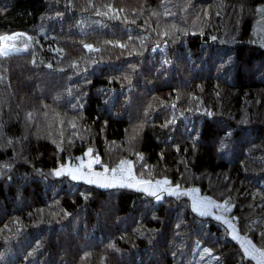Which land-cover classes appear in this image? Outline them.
<instances>
[{"label":"trees","instance_id":"obj_1","mask_svg":"<svg viewBox=\"0 0 264 264\" xmlns=\"http://www.w3.org/2000/svg\"><path fill=\"white\" fill-rule=\"evenodd\" d=\"M262 4L0 0V36H27L0 56V264H191L197 245L255 264L185 196L52 172L88 149L108 169L130 161L228 203L264 252Z\"/></svg>","mask_w":264,"mask_h":264},{"label":"rangeland","instance_id":"obj_2","mask_svg":"<svg viewBox=\"0 0 264 264\" xmlns=\"http://www.w3.org/2000/svg\"><path fill=\"white\" fill-rule=\"evenodd\" d=\"M15 34H21V33H15ZM12 35V34H11ZM8 35V36H11ZM252 37H253V42L255 44H258L260 46H264V4H262L261 6L258 7L257 11H256V16L252 25ZM21 39H27L26 35H17L15 37H13L10 40H7L4 42V50L8 51V55L13 54V53H17L18 51H20V49L18 48L16 41L17 40H21ZM9 45L11 47H9ZM0 56H5V55H0ZM7 56V55H6ZM89 150V149H88ZM86 151L88 154L82 155L80 157H78L77 159L68 162L65 166L66 168L63 166L64 169H61V174L60 175H56L55 174V170L52 172V176L55 178H61V177H69L72 181L74 182H82V183H86V184H90V185H94L100 188H104V189H109V188H114V187H125V188H131V189H135V190H139V191H143L149 195H152L154 197L159 196L160 199L165 196V195H170V196H185L190 200L191 206L193 205V200H201L204 201L207 206L205 208L202 209V211H204L206 214H201L199 211H194L197 214L201 215V216H210V215H214L216 213V215L220 214L222 216L226 217V222L222 223L229 231V236L236 241L242 248L244 254L246 255L247 258L251 259L255 264H262V260L260 257V253L263 252L261 250H259L248 238H246L243 235H240L237 231L236 228L232 227L233 225V219L228 215L229 212V207L230 205L228 203H224V204H219L217 202H215L214 200H212L211 198L208 197H204L201 196L198 189H180V188H176V186H173L169 183L166 185H163V187L165 189H168L166 191H157L155 195L152 194V190L146 192L144 191L145 187H148V185H144V184H137V181L143 180V179H139L137 177H135L134 172H133V165L132 162L130 161H126L125 163V173L123 175V179L127 180L129 183L132 184H136V186L134 187H128L127 185H120L117 183H114L111 181V179H109L108 181H105L102 177H96V176H91L88 178L91 179H99L100 183H89L88 182V178L85 179H73L72 175L70 174V172L68 171L69 169H74V168H79L80 172L84 173L85 176L87 177V174L89 172L91 173H101L103 174V176H106L108 178H111L113 176L112 173V169H108L107 172H105V167L100 164V161L98 163H92V161L96 160L98 157H96L95 155L92 154V151ZM99 160V158H98ZM130 162V175L127 172V168L129 167L128 163ZM89 163H91V168H89ZM62 168V167H61ZM117 177H120V173L116 174ZM133 177L135 179H133ZM160 179V180H156V181H150V180H143V181H149L152 184H155V182L157 181H162L164 180ZM107 185V186H106ZM173 192H175L176 194H172ZM208 201H210V203H207ZM193 208V207H192ZM217 217V216H216ZM229 217V218H228ZM218 218V217H217ZM224 218V217H222ZM231 219V220H230ZM220 220V219H219ZM222 221V219L220 220ZM249 246L250 250H251V246H254L255 249H258V252H254L252 255H247L245 253V247ZM197 251H196V255L194 258V262H192L191 264H212V262L214 263L217 260V256L212 253H205V249L202 246L197 245Z\"/></svg>","mask_w":264,"mask_h":264},{"label":"snow or ice","instance_id":"obj_3","mask_svg":"<svg viewBox=\"0 0 264 264\" xmlns=\"http://www.w3.org/2000/svg\"><path fill=\"white\" fill-rule=\"evenodd\" d=\"M17 35H26V34H15L14 33L11 36H8V35L0 36V55H5L6 56V55L9 54L8 51L4 50V42L7 41V40L12 39L13 37H15ZM9 47H11V46L9 45ZM85 47L91 49L92 45H85ZM29 115H31V114H29ZM88 151L90 152L91 149H89ZM87 154L88 153L86 152L85 155H87ZM98 162H99L98 158L96 160L92 161V163H98ZM125 163H126L125 161H121L120 165L118 167L113 168L111 170L112 173H113V176L111 178L103 176V174H101V173H91V172H89L87 174V177H86L84 173L80 172L79 168L69 169L68 171L72 175L73 179H85V178H88V177H91V176H96V177H102L105 181H108L109 179H111L112 182L120 184L122 186L123 185H127L128 187H134V186H136V184L129 183L127 180L123 179V175H124V173L126 171V169L124 167ZM127 163L129 165V167L127 168V172L130 175V172H131L130 162H127ZM4 167H8V166L4 165ZM64 167L66 168V166H64ZM89 168H91V163H89ZM107 171H108V169H107V167H105V172H107ZM117 173H120V177L119 178L116 175ZM55 174L56 175H60L61 174V169L55 170ZM133 179H135V178L133 177ZM88 182L89 183H100V180L99 179L88 178ZM136 183L137 184L148 185V187L144 188V191H146V192L154 189L152 191L153 195H155L157 191H166V190H168V189H165L163 187V185H166L168 183L166 178L164 180H162V181L155 182V184H152L149 181H143V180L137 181ZM176 188L178 189L179 185H177ZM172 194L175 195L176 193L173 192ZM156 199L159 200L160 197L156 196ZM207 203H210V201H208ZM206 206H207V204L204 201L196 200V199L193 200V205H192L193 210L194 211H199L202 215L206 214L204 211H202V209L205 208ZM204 251H205V253H209L211 250L206 248ZM258 251L259 250L255 249L254 246H251V250H250L249 246L245 247V253L247 255H252L254 252H258ZM260 257H261V260H262V264H264V252L260 253Z\"/></svg>","mask_w":264,"mask_h":264},{"label":"crops","instance_id":"obj_4","mask_svg":"<svg viewBox=\"0 0 264 264\" xmlns=\"http://www.w3.org/2000/svg\"><path fill=\"white\" fill-rule=\"evenodd\" d=\"M59 169H64V168L62 167V168H59ZM61 173H62V172H61ZM216 216H217L218 218H217ZM210 217H212V218H214V219H216V220H218L219 222H222V223H223L224 221L226 222V220H227L225 216H222V215H220V214L216 215V213H215L214 215H210ZM222 217H224V218H222ZM228 218H229V217H228ZM219 219H220V220L222 219V221H220ZM230 220H231V219H230ZM225 222H224V223H225ZM232 227L236 228L235 226H232Z\"/></svg>","mask_w":264,"mask_h":264}]
</instances>
